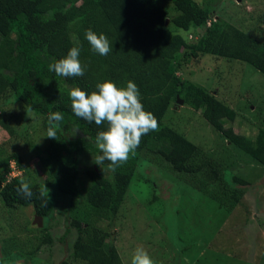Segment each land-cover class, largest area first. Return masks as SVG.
Instances as JSON below:
<instances>
[{
    "label": "trees",
    "instance_id": "trees-1",
    "mask_svg": "<svg viewBox=\"0 0 264 264\" xmlns=\"http://www.w3.org/2000/svg\"><path fill=\"white\" fill-rule=\"evenodd\" d=\"M211 5L208 2L202 6L198 0H0V96L12 91L28 110L44 118L46 131L48 114L60 111L63 120L57 133L61 129L70 131L73 128L83 132V137L68 141L65 151L73 158L69 166L63 170L52 169L53 174L49 172L43 181L30 185L33 191L31 198H24L16 190L21 176H12L5 182L13 172L12 165L6 166L0 177V202L3 206L10 210L32 207L35 216L46 223L54 216L59 196L78 201L81 196L77 184L79 158L93 152L96 157V133L107 125L105 122L97 126L74 116L68 92L74 87L86 92L94 91L96 83L105 79L123 86L127 80L141 77L132 81L138 86L144 109L155 117L157 127L142 135L135 152L114 170L107 167L109 161L106 160L102 165L95 164L85 171L89 183L84 188L85 201L98 220L115 222L132 186L138 164L147 155L159 157L177 174L191 175L192 182H197L195 179L200 177L211 183L222 179L218 173L214 174L216 165L204 154L199 166H194L192 162L200 154L198 146L168 124L166 117L172 100L176 101L177 96L195 110L204 105L206 119L210 120L215 114L213 129L264 166V131L255 139L237 134L232 126L223 123L224 119L234 122L236 113L222 106V102L206 88L189 83L177 74L184 66L183 61H192L196 65L199 58L211 55L246 63L264 76V43L237 25H223L215 20L211 15ZM171 9L174 12L172 16ZM169 21L171 24L168 26ZM193 27L201 29L202 34L189 45L183 33ZM86 29L105 34L110 45L107 55L101 56L91 50L84 39ZM73 46L81 49L79 59L82 65H87L84 74L61 77L49 71L48 64L63 57ZM116 60L121 62L119 70L113 68ZM148 83L158 92L146 94L144 85ZM0 125L9 130L10 135L18 136L17 132L11 131L1 111ZM19 135L25 138L22 133ZM17 148L13 146L8 163L15 161L14 168L19 173L24 160ZM102 169L109 170L112 176L107 177ZM44 185L49 191L41 195ZM196 186L193 188L214 204L217 202L220 210L229 212L236 206L247 209L242 189L249 187L250 182L238 176L222 183L220 188L223 192L218 194L211 193L199 183ZM70 225L76 234L69 251L72 261L81 259L86 264H124L114 244H105L98 237L87 236V229L79 220H73ZM59 241L64 240L59 238ZM51 242V236L45 235L42 245ZM34 251L18 250L11 258L19 264L37 263ZM4 262L6 260H0V264Z\"/></svg>",
    "mask_w": 264,
    "mask_h": 264
},
{
    "label": "rangeland",
    "instance_id": "rangeland-1",
    "mask_svg": "<svg viewBox=\"0 0 264 264\" xmlns=\"http://www.w3.org/2000/svg\"><path fill=\"white\" fill-rule=\"evenodd\" d=\"M198 1L202 6L211 2V15L215 20L223 25H237L264 43V0ZM173 13L171 9V16ZM170 24L169 21L168 26ZM201 34V29L193 27L183 36L192 45ZM197 61L196 65L183 61L184 66L177 74L189 83L206 88L222 106L236 113L234 122L223 120L225 126H232L237 134L255 139L264 131V76L240 61L211 55ZM120 65L116 60L113 68L119 70ZM144 86L148 95L158 92L151 83ZM179 98L180 104L177 99L171 102L166 117L168 124L198 146L200 154L192 162L194 166H199L204 154L216 165L214 174L218 173L222 179L213 183L208 179V183L200 177L192 182L191 175L177 174L159 157L147 155L139 162L125 203L112 224L98 220L85 201L84 188L89 185L85 171L96 163L94 152L83 155L77 164L80 198L75 202L68 196H59L54 216L46 223L41 221V226L34 225L32 207L10 210L0 202V260H6L4 264H19L11 258L14 253L18 250L32 252L40 246L34 251L37 263L24 264H86L81 259L69 258L76 237L70 224L76 219L87 229V236L114 244L124 264H131L138 247L147 251L154 264H264V166L213 129L215 114L210 120L206 119L204 105L195 110ZM0 111L11 131L18 134L17 137L10 135V131L0 125V177L6 166L16 167L15 161L8 163L14 145L18 146L24 162L23 169L19 173L13 171V176L27 179L30 185L43 181L49 172L53 174L52 169L63 170L69 166L73 158L65 150L68 141L83 137L81 130L60 128L55 138L47 137L44 118L28 110L9 90L0 96ZM103 173L112 176L107 169ZM234 176L250 182L249 187L242 189L246 210L242 206L233 207L229 212L220 210L217 202L214 204L193 188L199 183L218 194L223 192L222 183L230 182ZM11 178L7 176L5 182ZM45 235L51 236L52 244L42 245ZM59 238L64 241L60 242Z\"/></svg>",
    "mask_w": 264,
    "mask_h": 264
},
{
    "label": "clouds",
    "instance_id": "clouds-1",
    "mask_svg": "<svg viewBox=\"0 0 264 264\" xmlns=\"http://www.w3.org/2000/svg\"><path fill=\"white\" fill-rule=\"evenodd\" d=\"M84 39L89 43L91 50L99 55L105 56L109 53V41L103 32L97 33L86 29ZM80 51L79 47H70L63 57L48 64V70L61 77L82 76L87 65H82L79 59ZM68 97L74 116L95 123L97 126L106 122L107 127L99 130L94 140V146L98 149L95 157L98 166L107 160L109 161L107 167L114 170L128 159L130 153L135 152L141 136L157 127L153 114L144 109L138 86L132 80H127L123 86H120L110 79H105L97 82L95 90L91 92L74 87L69 90ZM62 120L63 115L60 111L48 114L47 137H56ZM12 169L15 171L13 165ZM10 175L13 176V173L11 172ZM16 190L24 198L33 196L27 179L22 178ZM48 191L44 185L40 194H48ZM131 264H154V262L145 249L138 247L131 258Z\"/></svg>",
    "mask_w": 264,
    "mask_h": 264
},
{
    "label": "water",
    "instance_id": "water-1",
    "mask_svg": "<svg viewBox=\"0 0 264 264\" xmlns=\"http://www.w3.org/2000/svg\"><path fill=\"white\" fill-rule=\"evenodd\" d=\"M167 22H168V20H167ZM177 103H179V104L181 103L179 96H177ZM41 221H42V218L38 217V216H36L34 219V223H37L39 226H41Z\"/></svg>",
    "mask_w": 264,
    "mask_h": 264
}]
</instances>
